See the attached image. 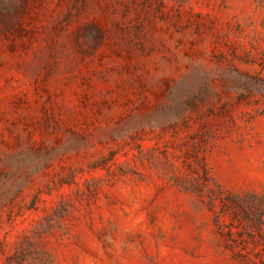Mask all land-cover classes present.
Listing matches in <instances>:
<instances>
[{
    "label": "rangeland",
    "instance_id": "obj_1",
    "mask_svg": "<svg viewBox=\"0 0 264 264\" xmlns=\"http://www.w3.org/2000/svg\"><path fill=\"white\" fill-rule=\"evenodd\" d=\"M0 264H264V0H0Z\"/></svg>",
    "mask_w": 264,
    "mask_h": 264
}]
</instances>
